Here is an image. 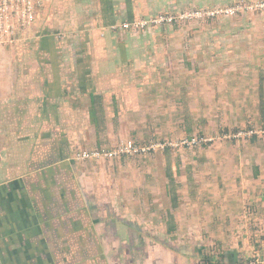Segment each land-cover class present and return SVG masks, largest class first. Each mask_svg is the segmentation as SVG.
<instances>
[{
    "label": "crops",
    "instance_id": "crops-1",
    "mask_svg": "<svg viewBox=\"0 0 264 264\" xmlns=\"http://www.w3.org/2000/svg\"><path fill=\"white\" fill-rule=\"evenodd\" d=\"M234 1L44 0L0 49V264H246L264 253L258 167L235 173L231 190L214 173L196 179L191 218L180 203L178 223L154 227L125 204L117 173L74 159L109 140L159 72L149 48L161 31L122 22ZM242 31L264 49V27Z\"/></svg>",
    "mask_w": 264,
    "mask_h": 264
},
{
    "label": "rangeland",
    "instance_id": "rangeland-1",
    "mask_svg": "<svg viewBox=\"0 0 264 264\" xmlns=\"http://www.w3.org/2000/svg\"><path fill=\"white\" fill-rule=\"evenodd\" d=\"M258 27L264 16L246 13L144 28L161 31L158 45L149 48L159 72L146 71L152 89L97 146L112 149L130 139L138 150L93 160L118 174L122 199L130 210L136 206L139 220L154 227L177 220L180 203L181 217L191 218L192 188L208 173L226 178L231 190L240 182L235 173L264 170V49L256 46L261 36L242 31ZM190 139L195 142H182Z\"/></svg>",
    "mask_w": 264,
    "mask_h": 264
},
{
    "label": "built area",
    "instance_id": "built-area-1",
    "mask_svg": "<svg viewBox=\"0 0 264 264\" xmlns=\"http://www.w3.org/2000/svg\"><path fill=\"white\" fill-rule=\"evenodd\" d=\"M44 0H0V49L13 44L20 33L29 30L36 19ZM254 13L264 16V0H235L226 6H215L204 9H189L174 13H160L133 21L121 23L123 29L140 31L161 23L190 21L213 17H233L239 14ZM194 143L195 139L182 141ZM160 146H164L161 144ZM138 149L130 139L122 141L116 147L109 149L103 146L77 151L74 159L78 161L112 158L117 155L132 154ZM246 264H264V253H256Z\"/></svg>",
    "mask_w": 264,
    "mask_h": 264
},
{
    "label": "trees",
    "instance_id": "trees-1",
    "mask_svg": "<svg viewBox=\"0 0 264 264\" xmlns=\"http://www.w3.org/2000/svg\"><path fill=\"white\" fill-rule=\"evenodd\" d=\"M188 114L186 115V119L188 118ZM95 118L97 119L98 117L97 116H91V119L95 120ZM169 149V148H168ZM168 149L166 148V151H168ZM172 171V168H170V163L167 164V167H166V173L167 175L170 177V181L173 182V173L171 172ZM169 193L171 194L170 195V198L172 199V205L175 207L177 205V202H176V190H175V187L173 186L172 188L170 187L169 188ZM213 249H215V246L213 245ZM218 262H214L211 260V256H207L205 255L204 256V264H217Z\"/></svg>",
    "mask_w": 264,
    "mask_h": 264
}]
</instances>
